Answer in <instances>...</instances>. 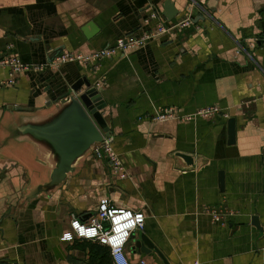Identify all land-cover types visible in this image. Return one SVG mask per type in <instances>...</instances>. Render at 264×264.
Returning a JSON list of instances; mask_svg holds the SVG:
<instances>
[{"label":"crops","instance_id":"0c3cea01","mask_svg":"<svg viewBox=\"0 0 264 264\" xmlns=\"http://www.w3.org/2000/svg\"><path fill=\"white\" fill-rule=\"evenodd\" d=\"M171 1L179 12L173 21L191 14V27L95 67H54L61 53L88 54L153 31L168 22L167 0H0V56L12 46L38 67L0 88V264H91L109 249L61 238L73 217L89 223L105 199L146 217L127 246L132 264H165L158 252L168 264H264V0ZM7 77L0 68V81ZM83 78L101 92L127 177L88 156L55 191L38 195L54 163L27 139L9 140L14 125L35 120L11 109L42 110ZM207 107L229 119H149L163 109L192 115ZM175 153L201 157V165L187 170ZM205 208L229 211L225 224ZM142 234L157 251L135 249Z\"/></svg>","mask_w":264,"mask_h":264},{"label":"water","instance_id":"95a60500","mask_svg":"<svg viewBox=\"0 0 264 264\" xmlns=\"http://www.w3.org/2000/svg\"><path fill=\"white\" fill-rule=\"evenodd\" d=\"M216 2L218 0H215ZM211 11L215 12L214 7ZM179 12L171 0L164 5V17L168 22L173 21ZM195 20L194 23H197ZM95 32L93 25H90ZM87 37L89 35L86 34ZM106 104L101 98L99 89L83 78L75 83L69 93L62 98L50 102L42 110H32L25 107H15L12 113L29 114L30 119L23 121L7 131L10 139H27L36 147L43 149L51 158L54 167L49 175V180L40 185L36 192L38 195L49 194L55 191L67 177L75 171L77 163L88 156H92L95 149L102 143L103 137L110 136L111 131L104 118L103 110ZM45 111V114H42ZM41 112L40 114H38ZM229 143L235 142V120L228 121ZM186 164L187 170L198 168L201 157L194 154L175 153ZM43 157V156H41ZM46 157L47 161L50 159ZM43 161V159H41ZM198 163V164H197ZM220 183L223 186V175ZM253 224L259 226L256 218ZM135 249L149 254L157 251L156 247L145 235H140L135 240ZM165 264V258L158 252Z\"/></svg>","mask_w":264,"mask_h":264},{"label":"built area","instance_id":"2783aa9c","mask_svg":"<svg viewBox=\"0 0 264 264\" xmlns=\"http://www.w3.org/2000/svg\"><path fill=\"white\" fill-rule=\"evenodd\" d=\"M152 18H155L152 15ZM193 25V18L188 14L179 21H160L153 31L145 33L141 37L123 36L116 42L102 50L92 53H61L52 61V66L57 67L66 63H78L83 66L95 67L102 61L110 59L119 53L128 54L144 47L149 41L159 39L177 30H184ZM13 47L8 46L4 55L0 56V68L8 69V77L0 81V88H11L17 84V77L31 68H38L24 64L20 58L12 52ZM222 116L229 119V115L217 107L200 109L192 115H182L176 108H168L151 115L149 119L153 122L164 123L168 121H193L200 118H212ZM114 136H104L102 143L95 149L93 157L99 161H108L117 177H127L117 153L114 150ZM215 224L224 225L225 217L229 215L226 209H208ZM146 217L142 212H135L131 209H118L110 207L108 200H102L99 210L89 223L81 222L73 217L70 222V231L66 232L61 240L63 242H74L86 240L96 242L109 249L113 264H132L127 254L132 235L136 231L143 230ZM140 264H145L141 261Z\"/></svg>","mask_w":264,"mask_h":264},{"label":"trees","instance_id":"16d2710c","mask_svg":"<svg viewBox=\"0 0 264 264\" xmlns=\"http://www.w3.org/2000/svg\"><path fill=\"white\" fill-rule=\"evenodd\" d=\"M100 249L95 258L91 260V264H112L110 252H106L102 248Z\"/></svg>","mask_w":264,"mask_h":264}]
</instances>
